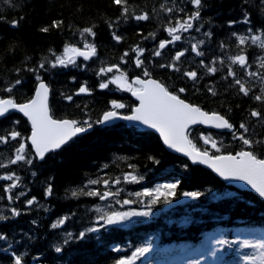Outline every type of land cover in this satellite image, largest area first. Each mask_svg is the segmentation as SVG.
<instances>
[{
    "label": "trees",
    "instance_id": "1",
    "mask_svg": "<svg viewBox=\"0 0 264 264\" xmlns=\"http://www.w3.org/2000/svg\"><path fill=\"white\" fill-rule=\"evenodd\" d=\"M124 7L128 9L127 16L122 15ZM166 8L173 11L167 12ZM195 11L196 6L190 0H126V4L121 5L114 0H0V95L16 101L29 99L39 75L50 86V107L54 116L96 121L110 107L111 101L124 103L126 107L122 111H128L134 102L126 91L118 90L113 84L108 89L98 87L100 82L112 77L115 70L106 76H98L97 72L101 67L119 65L129 77L143 76L142 68L135 65L137 53L133 51L139 47L144 50L140 57L142 67L147 68L151 76L170 91L184 88L186 91L179 93L181 97L207 111L221 113L233 125L232 130L194 127L190 136L194 142L201 133L210 134L221 145V152H235L245 146L234 139L233 134H243L254 142L252 150L264 157V100L255 99L264 96L261 91L264 88V67H261L264 49L253 45L250 39L238 46L237 39L239 35L264 37V0H202L200 18L192 21L193 28L177 33L181 40L167 45L160 56H154L159 42L171 39L165 29L175 26L177 20L183 22ZM144 13L149 19L134 18ZM246 17L250 23H244ZM14 21L18 22L16 26H12ZM231 21L236 23L230 26ZM54 22L59 26L54 27ZM43 28L49 30L41 31ZM86 28H91L95 36L82 37L81 32ZM113 33L121 37L119 42L113 39ZM201 40L204 43L198 47L204 55L197 56L191 52V45ZM85 43L95 45V56L89 60L77 58L76 64L68 67H51L53 52L61 55L66 45L84 47ZM184 49L188 51L180 61L174 62L175 53ZM241 49L248 59L246 68L232 65L229 60L241 54ZM126 52L128 55L124 57ZM121 57L126 63L121 62ZM42 62L44 69L39 68ZM173 63L179 71L160 67ZM208 66L216 67L217 71L208 72ZM229 66L236 78L251 89L249 95L239 92L233 77L228 76ZM193 70L198 74L195 81L183 75ZM249 72L256 76H249ZM16 80L21 84L11 93L4 91ZM82 85L91 90L90 95H75ZM70 95L72 101L66 100ZM252 111L259 112L260 117H253ZM14 121L19 123L14 124ZM241 124L247 128L246 133L240 128ZM12 130L20 132L27 144L28 122L16 112L0 118V135ZM145 132L142 134L126 123L107 128L94 125L67 150L47 154L43 161L37 160L27 144L26 151L33 160L31 165L9 163L19 146V138L0 143V164L6 165L0 167V175L15 173L20 177L19 186L11 194L15 197L25 193L9 202L3 190L11 182L0 180V215L7 216L0 221V233L7 235V241H0V264H14L15 255L23 258L22 264H116L121 258H130L137 247L148 245H151L150 251L134 259L132 264L165 263L181 250L206 258L211 264H244L235 248H222L217 257L206 253L213 246L219 247L216 245L219 239L264 240V202L251 192L225 185L206 168L170 153L155 133ZM197 146L215 152L202 141ZM149 157L160 163L155 164ZM128 173L144 179L139 183H125L123 177ZM117 178L121 183L113 186L112 191L118 190L120 194L110 200L79 195L81 190L103 192L106 189L102 181ZM89 180L101 183L88 185ZM177 180L180 181L178 197L183 191L212 189L236 191L238 200L209 203L207 195H202L197 201L188 198L175 206L158 203L152 207L149 217L134 218L118 230L102 229L99 233L87 234L83 240L78 238L80 231L103 223L99 221L100 213L95 211L97 207L107 212L146 211L150 198L136 193ZM49 184L52 195L45 197ZM73 190L78 196H72ZM32 197L36 202L26 206V201ZM124 199L133 203H116ZM12 208L21 214L13 217ZM65 216L70 219L63 226L51 228L52 223ZM67 233H71L72 238L65 243ZM56 246L62 248L60 253L55 252Z\"/></svg>",
    "mask_w": 264,
    "mask_h": 264
},
{
    "label": "snow or ice",
    "instance_id": "2",
    "mask_svg": "<svg viewBox=\"0 0 264 264\" xmlns=\"http://www.w3.org/2000/svg\"><path fill=\"white\" fill-rule=\"evenodd\" d=\"M117 5L126 4V0H114ZM194 6H196V11L188 16L181 22L176 21L175 26L166 28L168 35L171 37L170 40H164L159 42L158 49L153 53L154 56H160L161 50L165 49L167 45L173 44L181 40V35L177 34L181 31L187 32L193 28L192 21L200 18V6H202V0H190ZM163 8L164 5H161ZM165 11L172 12V8H166ZM122 15H128L127 7L123 8ZM136 20H147L149 16L147 13L137 15L134 17ZM18 22L14 21L12 26H16ZM236 23L235 21L230 22L231 24ZM244 23H250V20L246 17ZM54 27L59 25L54 22ZM48 28H43L41 31L47 32ZM198 30V29H197ZM249 32L252 28L249 27ZM85 34L94 37L95 33L91 28H86L81 32V36ZM113 39L117 42L121 40V37L112 34ZM210 35V33H206ZM235 36L236 34L233 33ZM238 46L246 44L249 39L253 45H258L261 49H264V37L261 36H237ZM204 41H198V43L191 45V52L195 53L197 56H203L204 53L199 50L198 45L203 44ZM223 47V45H221ZM137 53L135 58V65L137 68H142L143 77L137 76L131 81L128 80L126 73L121 71L119 65H110L108 67H101L97 72L98 76H106L108 73L115 74L110 77L107 81H102L99 83L98 87L100 89H108L110 84L116 85L118 90H123L130 92L132 96L136 97L138 106L131 110L130 115H124L119 110L124 109L126 105L117 101L110 102V109L104 111L102 116L96 121H91L85 119L83 121L70 120V119H54L50 115L49 111V86L42 80V78L37 75L36 79L38 85L36 87L34 96L24 103H17L14 98H0V118H6V114L10 113V110L18 111L22 113L24 117L30 121L31 124V135L27 139L30 141V147L34 152V155L40 160H44L47 154L59 153L61 151L67 150L71 147V144L75 142L76 139L80 138L82 134L88 133L94 125H103L106 128L114 126L117 120H123L134 124L135 129H139L142 134H146L145 129L155 130L163 138L164 144H166L170 149H175V151L183 153L186 157L190 158L191 163H200L208 165L215 173L222 177L226 181H239L243 182L241 188L250 187L254 190L260 198H264V158H260L254 150V142L246 138L245 135L233 134L234 139L242 141L245 146L244 149L236 152L235 154H216L221 152V145L209 134L205 135L203 133L197 138V142H194L191 136V126L201 124L214 127L215 129H228L232 130L233 125L229 123L223 116L218 113H211L203 111L199 106L187 103L184 99L180 98L179 93H184L186 90L184 88L178 89L176 92L170 91L169 88L162 82L157 81L151 77V73L147 68H143V61L140 57L143 54V49L136 47L133 49ZM188 49L177 51L172 57L173 61H180L181 57L185 55ZM96 55V47L93 44L85 43L84 49L73 45H66L63 49L62 55H56L54 52L52 56L54 59L50 61L52 68L56 67H68L69 65L76 64V57H83L84 60H89L92 56ZM128 53H124L126 57ZM124 57H121V62L126 63ZM230 63L232 65L239 64L241 68H246L248 65V59L243 54V49H241V54L229 57ZM201 65L204 61H200ZM215 64V61L212 62ZM223 63V61H221ZM161 68H172L176 71L180 69L176 67V64L170 65H160ZM261 67H264V62L261 63ZM40 69L45 68V64L42 62L39 64ZM30 71H35L30 69ZM207 71L210 73H215L217 68L214 66H208ZM228 76L233 77L235 85L239 86V92L243 93L245 96L249 95L251 91L250 88L245 86V83L240 79L236 78V73L233 71L232 67H228ZM249 76H256V73L249 72ZM184 76L195 81L198 78L196 71H187L183 73ZM74 79V78H73ZM264 79V78H262ZM21 84L20 80H16L15 84L4 89V91L11 93L16 85ZM212 91V89H209ZM264 92V88L261 89ZM80 94H91V90L86 86L82 85L75 95ZM215 95V92H213ZM66 100L72 101L73 97L66 96ZM256 100H264V96H256ZM251 115L253 117H260V113L257 111H252ZM14 124H18L19 121H14ZM241 129H244L245 133L247 128L244 124L240 125ZM19 138V146L14 150V158L9 160L10 164H17L18 162H24L25 164L31 165L33 160L29 158L26 148L28 145L25 143V138L22 137L21 133L12 130L8 131L5 135H0V143L7 144L9 140H17ZM202 141L205 146L210 145L211 149L215 152L210 154L208 147L201 149L197 146V143ZM259 143V142H256ZM153 160L155 164H159L160 161L155 160L153 157H149ZM0 167H6L4 164H0ZM130 167H134L130 165ZM186 168L187 165H184ZM34 175V173H33ZM144 179L143 176H137L132 173L125 174L123 180L125 183H139ZM0 180L10 181L11 183L4 187V193L9 202L13 199L18 200L20 196L25 195L21 192L18 196H13L12 190L19 186L20 177L15 173H5L0 175ZM99 180H89L88 185L99 184ZM104 188L103 192L99 190H89L79 192V195H87L89 197H98L101 201H107L115 196H118L119 191H112V187L121 183L120 178L113 181L103 180ZM180 181L168 182L164 184H158L151 189H144L142 192L136 193L137 196L149 197L148 210L146 211H103L101 208L97 207L95 211L100 213L99 221H103L99 227H89L83 231L79 232L78 238L80 240L85 239L89 233H99L102 229L106 230L108 228L118 230L122 226L128 225L130 221L134 218L149 217L152 215V207L158 203L172 205L173 201L177 203H183L177 196V189L179 187ZM72 196H78V192L73 190ZM52 195V186L49 184L45 189V197ZM202 195H207L208 202L216 201H226L230 199H237L236 191L228 190H217L207 189L206 192L201 191H183L181 196L184 198H190L193 201L199 200ZM36 202V198L32 197L26 201V206L30 207ZM117 204L128 205L133 203V201L124 199L123 201L117 200ZM21 213L15 209H11V215L13 217L19 216ZM7 219V216L0 215V221ZM70 217L65 216L59 218L56 222L51 224L52 229L63 226ZM98 221V223H99ZM72 238L71 233L66 234L65 243ZM100 240V237H96ZM0 241H7V235L0 233ZM216 245L208 249L207 255L212 257H217L220 249H232L235 248L239 258L244 261V264H264V240L251 241V240H227L219 239L216 241ZM9 247L11 245L9 244ZM151 245L144 247H137L135 251L132 252L130 258H121L116 264H132V261L138 257L145 256L146 253L150 251ZM245 249H251L250 252H244ZM55 252L60 253L62 248L59 246L55 247ZM7 251V249H5ZM22 257L20 255H15L14 264H22ZM199 264V262H197Z\"/></svg>",
    "mask_w": 264,
    "mask_h": 264
},
{
    "label": "water",
    "instance_id": "3",
    "mask_svg": "<svg viewBox=\"0 0 264 264\" xmlns=\"http://www.w3.org/2000/svg\"><path fill=\"white\" fill-rule=\"evenodd\" d=\"M154 79V78H153ZM156 80V79H155ZM35 93V92H34ZM34 96V95H33ZM133 98L135 99V100H137L136 99V97H134L133 96ZM138 102V101H137ZM187 102V101H186ZM139 103V102H138ZM138 103H137V105L136 106H138ZM187 103H189V102H187ZM136 106H134V107H136ZM196 106V105H195ZM204 111V110H203ZM206 112V111H205ZM131 114V113H130ZM129 114V115H130ZM209 114H211V113H209ZM30 122V121H29ZM133 124V123H132ZM197 125H201V124H197ZM203 126H206V127H210V126H208V125H203ZM211 128H214V127H211ZM215 129V128H214ZM159 137H160V139H161V141H162V143H163V145L166 147V149L168 150V151H170V152H172V153H175V154H178V155H181V156H183V157H185L186 159H188L189 161H190V158H188V157H186L183 153H180V152H177V151H175V149H170L166 144H164V142H163V138L160 136V134L158 133V132H156L155 130H153ZM30 137V136H29ZM30 142V141H29ZM232 154H235V153H232ZM191 162V161H190ZM193 164V163H192ZM195 164H197V165H201V166H203V167H205V168H207V169H209V170H211L216 176H218L225 184H227V185H231V186H233V187H235V188H238V189H240V190H246V191H252V192H254V190H251L250 189V187H244V188H241L240 186H241V184L243 183V182H239V181H226V180H224L222 177H220L217 173H215L208 165H206V164H200V163H195ZM255 193V192H254ZM256 194V193H255ZM258 195V194H257ZM262 200H264V198H261ZM180 200H183V199H180Z\"/></svg>",
    "mask_w": 264,
    "mask_h": 264
},
{
    "label": "rangeland",
    "instance_id": "4",
    "mask_svg": "<svg viewBox=\"0 0 264 264\" xmlns=\"http://www.w3.org/2000/svg\"><path fill=\"white\" fill-rule=\"evenodd\" d=\"M179 257L184 259V263L182 264H197V262H199V264H205L203 261H198L196 255L181 254Z\"/></svg>",
    "mask_w": 264,
    "mask_h": 264
},
{
    "label": "bare ground",
    "instance_id": "5",
    "mask_svg": "<svg viewBox=\"0 0 264 264\" xmlns=\"http://www.w3.org/2000/svg\"><path fill=\"white\" fill-rule=\"evenodd\" d=\"M83 222V221H82Z\"/></svg>",
    "mask_w": 264,
    "mask_h": 264
}]
</instances>
